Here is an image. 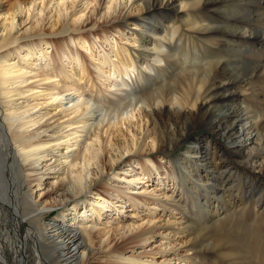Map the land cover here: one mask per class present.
Listing matches in <instances>:
<instances>
[{
	"label": "rangeland",
	"instance_id": "374dc122",
	"mask_svg": "<svg viewBox=\"0 0 264 264\" xmlns=\"http://www.w3.org/2000/svg\"><path fill=\"white\" fill-rule=\"evenodd\" d=\"M90 1L66 0L62 6L58 0L46 4L38 0L37 5L31 6L30 10L25 8L16 18L17 34L29 35L24 40L34 44L35 48L29 53L26 51L28 47L20 44L23 48H19V55H13L15 59L12 62H20V56L21 59H29L27 66L29 70L33 69L29 74L32 77L25 85L35 89L26 93L28 100L11 103L12 106H20L25 101V106L36 105L28 112L35 118L52 110V114L41 122L52 125L49 132L43 133V139L52 140L59 135L71 134L69 150L78 148L77 140L84 134L82 128L86 119V113L79 114L86 106L84 93L111 96L110 93L117 88L126 89L134 85L139 89L146 88L145 92H148L153 82L150 78L156 76L152 67H156L157 62L151 58L144 60L139 54L137 38L143 28L151 31L158 28L155 38L151 39L152 35L145 37L146 42L149 41V45L171 44L173 55L177 50L190 55L198 51L201 58L213 51L214 56L226 55L224 60L230 64L226 62V65L222 64L216 71L208 73L207 79L216 76V82L207 88L208 98L212 101L231 93L230 100L214 104L219 105L222 111L230 104L246 106L252 119L257 121L256 129L260 133L258 145L249 141L231 145L239 137L227 132L230 120L219 115L208 116L204 108L203 117L198 116L191 124L190 121L178 124L180 128L184 123L190 124L184 140L164 152H158L157 144L152 141L156 137L159 139V134L173 131L169 116L161 114L157 124H150L142 109L136 108L132 118L130 114H124L112 124L106 121L100 127L101 139L105 143L103 166L91 165V174L87 177L88 181H97L101 195H93V191L87 188L75 197L82 203L78 209L88 210L97 206L103 212L100 218L96 214L91 216L90 210L85 218L79 217V220L84 219L82 226L92 231L95 253L98 254V261L94 264H264V0H221L218 6L208 3L199 6L200 0H175L163 12H146L142 2L136 0ZM145 1L149 3L152 0ZM111 4L112 9L108 10ZM111 10L113 14L106 12ZM119 13L127 16L128 21L125 25L113 27L111 22L116 21L113 19ZM61 14H65L70 30L63 34H49L58 31L60 23L56 24V21L62 17ZM212 15L222 23L221 35L237 33L236 37H240L244 27L253 33L252 39L238 38L232 47L225 38L222 40L220 34L208 37L191 28L194 16L203 19ZM138 18L142 22L136 20ZM1 20L0 16V23ZM166 20H173L177 26L174 41L172 32L175 29ZM37 30L48 34L30 35ZM179 58L183 60L182 56ZM165 60L161 62V73L168 75L169 83H175L174 80L182 76V73L176 74L182 62L176 63L174 58H170L166 67ZM51 67L61 74L56 75ZM71 72L78 83L80 97L78 92H67L73 96L65 95L63 99L59 96L53 102L51 94L43 92V89L52 82L62 84V74H67L68 81H71ZM46 73L55 76L41 81ZM122 79L126 80V86L119 85ZM215 105H211L210 111L217 108ZM146 130L149 134L144 136ZM225 130L227 135L222 134ZM54 131L56 134L49 136ZM136 135L142 141L137 154L124 149L125 144L132 145ZM188 142L200 145L203 157L194 162L196 165H193L192 172L196 176L188 178L189 184H184L187 189L181 194L175 183L176 170L180 167L175 158L184 155ZM59 143L51 142L41 150V153L46 150L49 153L43 158L47 168L42 169L46 172L43 185L34 186L35 200L43 198L44 201L39 211L47 209L50 213L48 219H61L63 213H76L71 209L72 204H67V193L57 190L64 172L59 158L73 152L67 150V144ZM200 181L207 185L196 191ZM213 186L217 188V198L212 196L210 188ZM191 193L202 203L208 198L206 201L209 202L205 203H212L214 210L217 208L215 221L205 222L213 212L202 211ZM89 196H94L96 202H82ZM108 200L113 203L102 209V204ZM106 240L117 252L109 255L104 251Z\"/></svg>",
	"mask_w": 264,
	"mask_h": 264
},
{
	"label": "bare ground",
	"instance_id": "6f19581e",
	"mask_svg": "<svg viewBox=\"0 0 264 264\" xmlns=\"http://www.w3.org/2000/svg\"><path fill=\"white\" fill-rule=\"evenodd\" d=\"M52 1L55 0H40V3L46 4ZM94 1L97 0H91L90 3ZM136 1L142 2V6L146 12H163V10L170 7L175 0H152L149 3L145 0ZM220 1L221 0H200L199 6L205 3L218 6ZM65 2L66 0H58V3H61L62 6L65 5ZM37 3L38 0H0V16L2 17L0 23V264H94L95 261H98V254L95 253L92 231L82 226L84 225V219L79 220V217L82 216L85 218V216L88 215L87 211L90 210L91 216L96 214V217L100 218L103 212H101V207L97 206H93L88 210H82L83 207L78 209L79 205L82 203L75 200V197L83 194L87 188L93 191V195H98L99 197L101 195L98 191L99 185L97 181L93 179L88 181L87 177L91 174V165L95 164L98 168L103 166L102 157L105 151V143L104 140L101 139L100 127L106 121L112 124V121H116L124 114H130L132 118L136 108L142 109L144 117L149 119L150 124H157V119L161 114L169 116L172 122L169 123V125L173 131L165 134H159L158 132L159 139L156 137V139L152 141V143L157 144L158 152H164L168 147L175 146L179 141L184 140L190 128L188 126L194 121L193 119H196L200 115L203 117L202 111L204 108L207 109L206 111L209 113L208 116L219 115L221 118L230 120V124L228 125L230 129L227 130V132H231V135L239 137L236 139V142L230 143L231 145L245 141L258 145L260 133L256 129L258 125L257 121L252 119V115L246 110V106L242 104H230L225 111H222L221 107L216 104L217 108L210 111L212 108L211 105H215L214 103L217 101H223L224 99L230 100L233 96L231 93L228 95H221L211 101L207 93V88L213 86L216 82V76L207 79L208 73L216 71L218 66L226 62L230 64L229 61L224 60L226 55L221 56L218 54L214 56L215 54L213 51L209 55H202L203 58H201L198 51L190 55V53H182L179 52V50L173 55L171 52L172 49H170L171 44H163V46L162 43L159 45H149V41L146 42L145 37L147 38L152 35L151 39L155 38L157 34L156 29L158 28L152 31L143 28L140 30L137 38L139 54L144 60H150L151 58L157 62V66L152 67L156 71V76L154 79L150 78L153 82H151L152 84L148 92H145L146 88L139 89V87L136 88V85H134L127 86L128 88L126 89L117 88L110 93L111 96H92L84 93V95L87 96L84 101L86 106L79 114L83 112L86 113V119L83 121L82 131L84 134L81 135L82 140H77L78 148L69 150L71 145L68 143H70L71 134L65 136L59 135L52 140L43 139V133L49 132L52 125L42 124L41 122L44 117L52 114V110H47L36 118L28 114L31 108L33 109L34 106L36 107V105L29 107L24 104L29 97L26 93L28 94L29 91H34L35 89V87L29 84L25 85L29 78L32 77L29 74L33 69L29 70L27 66L28 63L30 64L28 58L22 57L21 59L20 56V62H12V60L15 59L13 55H19L21 52L19 48H23L20 44H25L23 46L28 47L26 51L29 53L33 52L35 48L34 44L24 40V38L29 35L17 34L16 18L25 8L30 10L31 6L37 5ZM110 9H112V4L108 7V10ZM113 9V12H115V6ZM93 10L95 11V9H92V12H94ZM96 10H98L97 7ZM106 12L113 14L112 10L111 12ZM117 15L118 16H115L113 19L116 21L111 22V25L113 27L119 26L120 24L125 25L128 21L127 16H121V13ZM103 16H105V14ZM194 19V26L191 28L194 27L196 32H200L204 36L213 37L223 32L222 23H220L221 21L218 17L212 15L199 19L197 16H194ZM88 20L89 18H86V21ZM136 20L142 22L140 18ZM166 21L171 23L174 22L173 20ZM58 22L60 23L58 31L48 32L49 34H63L70 30V25L67 22L65 14L62 15L61 18H58L56 24ZM176 27L177 26L172 23V28L175 29L172 32V40L177 31ZM164 29L166 30V27ZM48 33L44 30H37L32 31L30 35L40 36V34ZM236 34L220 35L222 40L225 38L228 45L234 47V45L237 44L238 38L242 39L245 37L252 39L253 33L243 27L242 32H240L242 36L236 37ZM167 37L168 36H166V38ZM15 44H18V46H16L17 48L14 47ZM179 56H182V61H180ZM165 58L167 60H165ZM170 58H174L176 63L182 62V64H179L180 70L176 71V74L182 73V76L174 80L175 83H169L168 75H165V72L161 73V69H163L161 62L165 60V66L167 67L169 66L168 60ZM50 69H53V67ZM53 71L55 74H61V72L57 70L53 69ZM35 76L38 75L36 74ZM53 76L55 75L46 73L40 80H50ZM70 76L72 80L68 81V75L62 74L60 80L62 84L59 81L57 83L52 82L50 86L43 89V92L46 91L48 94H51L53 102L56 101L59 96L62 99L65 95L71 97L73 96L71 94L74 92H78V97H80L81 94L77 91L78 83H76V80L73 78L72 72ZM126 84V80L122 79V83L119 85L126 86ZM67 92H71V94H66ZM117 92H120V94ZM20 99H25V101H22L20 106H12V101ZM70 100L72 99L70 98ZM61 105H63L62 102ZM187 121H190V124L186 125L184 123V126L181 128L178 127L179 123ZM213 123H211V126ZM115 124L116 122H114L113 125ZM154 128L153 131H155ZM227 132L225 130L222 134L227 135ZM55 134L56 131L49 136ZM148 134L149 130H146L144 136ZM54 141H60L59 145L67 144L65 145L67 150L73 151L72 154H66L59 158V160L61 159L59 164H63L61 168L64 172L63 176L60 178L57 190H61L64 194L67 193V204H72L71 209L76 210V213H63L61 219H48L47 217L50 213L47 209L39 211V206L44 203L43 198L35 200L33 196L34 186L41 187L43 185L46 172L42 169L44 167L47 168V164H43V158L47 157L49 153H47V150L41 153V150H44L48 144ZM141 143V137L136 135V137L132 139V145L125 144L124 149L133 150L137 154L139 149H141ZM195 144V142H188L184 155L180 158H175V161L178 162L180 167L184 168L182 170L179 167L175 174V183L178 185V190H181V194L187 189L184 184L188 183V178H195L196 176V174L194 175L192 172L193 165H196L194 162L196 163L203 157L202 148L200 145L195 146ZM112 146L113 143H111V147ZM50 149L52 148L50 147ZM122 152L123 149L120 153ZM251 155L252 152L249 154V158ZM189 156L190 158L186 160ZM194 158L197 159L194 161ZM66 163L68 164L65 165ZM49 168L51 167L49 166ZM217 168L218 167L215 166V169ZM200 182L201 183L197 182L196 191L199 190L200 186L207 185V183L203 181ZM34 183L35 185H33ZM214 186L210 189L212 191V196L217 198V188ZM191 194L192 196L194 195L195 198V194L197 195L199 192ZM40 195L41 194H39V196ZM195 200L202 211L205 213L210 211L213 212L209 215L210 219L205 222L215 221L217 218L215 215L217 208L214 210V208H211L213 205L212 203H205L209 202V200H205L203 203L199 197L195 198ZM88 201L92 204L96 202L94 196H89L82 202L85 203ZM107 202L106 204H102V209L108 208L113 203L109 200ZM87 206L88 203L85 208ZM70 215L72 216L68 217ZM103 244L104 251H106L107 254L110 255L117 252V249L113 248L108 240Z\"/></svg>",
	"mask_w": 264,
	"mask_h": 264
}]
</instances>
